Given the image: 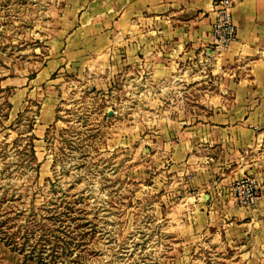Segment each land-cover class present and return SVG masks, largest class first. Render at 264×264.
Returning a JSON list of instances; mask_svg holds the SVG:
<instances>
[{"label": "rangeland", "instance_id": "1", "mask_svg": "<svg viewBox=\"0 0 264 264\" xmlns=\"http://www.w3.org/2000/svg\"><path fill=\"white\" fill-rule=\"evenodd\" d=\"M89 5L0 0V87L12 88L0 94V197L39 214L83 208L92 264H264L263 184L255 207L238 205L233 184L256 177L223 184L218 146L195 129L215 81L153 80L105 17L91 29ZM227 54L186 70L223 75ZM0 264L20 260L0 244Z\"/></svg>", "mask_w": 264, "mask_h": 264}, {"label": "crops", "instance_id": "2", "mask_svg": "<svg viewBox=\"0 0 264 264\" xmlns=\"http://www.w3.org/2000/svg\"><path fill=\"white\" fill-rule=\"evenodd\" d=\"M214 1L91 0L83 17L91 16V29L105 17L97 24L119 32L136 63L153 68V80H214L215 89L199 91L201 111L212 113L199 117V142H208L209 151L218 146L219 169L227 170L223 184L254 176L264 186V0H233L238 40L226 58L235 67L223 75L210 50ZM193 59L214 63L215 78L189 73L185 66ZM254 211H264V197Z\"/></svg>", "mask_w": 264, "mask_h": 264}, {"label": "trees", "instance_id": "3", "mask_svg": "<svg viewBox=\"0 0 264 264\" xmlns=\"http://www.w3.org/2000/svg\"><path fill=\"white\" fill-rule=\"evenodd\" d=\"M4 80L0 79V83ZM11 90L0 87V94ZM29 124L31 133L34 122ZM31 139L26 147H30L31 160L36 161V138L32 135ZM17 201L14 196L0 197V244L14 259L19 258L20 264H92L97 257L91 248L97 230L87 220L83 208H76L75 203H60L39 214L33 209L18 210Z\"/></svg>", "mask_w": 264, "mask_h": 264}, {"label": "built area", "instance_id": "4", "mask_svg": "<svg viewBox=\"0 0 264 264\" xmlns=\"http://www.w3.org/2000/svg\"><path fill=\"white\" fill-rule=\"evenodd\" d=\"M233 0H215L212 5L213 40L210 50L217 60L238 40V28L233 15ZM261 186L256 178H243L232 186L235 202L244 208H253L260 199Z\"/></svg>", "mask_w": 264, "mask_h": 264}]
</instances>
